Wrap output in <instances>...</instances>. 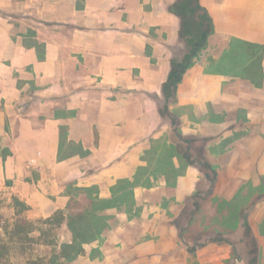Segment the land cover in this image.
<instances>
[{"label": "crops", "instance_id": "1", "mask_svg": "<svg viewBox=\"0 0 264 264\" xmlns=\"http://www.w3.org/2000/svg\"><path fill=\"white\" fill-rule=\"evenodd\" d=\"M180 1L0 0V201L111 203L69 264H264V0H199L213 31L166 101Z\"/></svg>", "mask_w": 264, "mask_h": 264}, {"label": "rangeland", "instance_id": "2", "mask_svg": "<svg viewBox=\"0 0 264 264\" xmlns=\"http://www.w3.org/2000/svg\"><path fill=\"white\" fill-rule=\"evenodd\" d=\"M6 14L11 16L14 15V6L10 9L0 8V15ZM200 16L201 12L196 11L192 17L195 21L199 22ZM188 37H192L193 39L198 38L196 34H188ZM182 59L183 61L185 60L184 58ZM93 189L94 188L84 189L81 187L72 188L73 196L70 206L68 209L63 210L64 215L62 216V222L60 223H49L39 221V218L26 219L25 217L16 216L11 213L10 206H7V204L0 201V244L6 242L9 251L8 254L4 256V259L9 260L12 264H32V261L34 260H38L39 264H50V258L53 253H58L61 250V245L63 243L71 242L74 239L73 230L68 224L69 218L77 217L86 212L92 214L87 215V218L83 221L77 222L75 230L82 232L88 237L90 231L95 230L98 227L99 222H102L99 217L100 215L98 214L102 211V209H99V204L94 203V201L86 200L87 197H93ZM2 207H7V209L3 210ZM101 217L104 218L103 222L105 221L106 224H108V217ZM27 220L32 222L30 227H33L28 235L29 237L26 238L25 236L22 240L19 238L11 240L6 232H11L17 221L25 224ZM72 261L73 260L60 258L56 264H69Z\"/></svg>", "mask_w": 264, "mask_h": 264}, {"label": "trees", "instance_id": "3", "mask_svg": "<svg viewBox=\"0 0 264 264\" xmlns=\"http://www.w3.org/2000/svg\"><path fill=\"white\" fill-rule=\"evenodd\" d=\"M171 10L178 13L182 18L183 34L186 37L188 44L191 46V52L187 56H185L184 61L182 59L181 64L180 61L174 60L172 62V70L167 81L164 83V94L166 97V101L174 96L177 86L182 80L184 71L192 63V57H194L198 53V51L206 45L208 36L213 31L211 19L206 10L200 5L199 0H181L178 4H176V6L171 7ZM196 11L201 12L199 22L195 21L192 17ZM188 34H196L198 38L193 39L192 37H188ZM0 154L4 158H6L9 154H11V152L8 149H3L0 151ZM185 155L188 161H191L190 155L187 156V153H185ZM93 201L94 203L99 204L100 210L110 207L111 205V203L107 201ZM14 203L17 209V214L28 208V206L24 202H21L18 198H14ZM91 214L89 212H86L85 214H80L77 217L69 218L68 224L69 227L73 230L74 239L71 242L63 243L61 245V250L58 253H53L52 257L50 258V264H56L60 258H64L66 260L75 259L80 253L84 251L83 243L93 241L98 236H100L102 230L107 226L106 222H103L104 218L101 216L99 217L102 222H99V225L95 230L90 231V235L88 237L82 232L75 230L76 223L83 221L85 218H87V215ZM63 215V210H58L53 216L43 220L39 219V221L60 223L62 222ZM30 225H32V222L28 220L25 222V224L17 221L12 228V231L6 232V234L10 237L11 240H14L15 238H19L20 240H22L23 238H25V236L26 238H28L29 233L33 229V227H30ZM212 240L216 242L226 241V239L222 235H216ZM8 252L9 251L6 242L0 244V264H12L9 260L4 259V256L7 255ZM32 264H39V262L38 260H34L32 261Z\"/></svg>", "mask_w": 264, "mask_h": 264}]
</instances>
